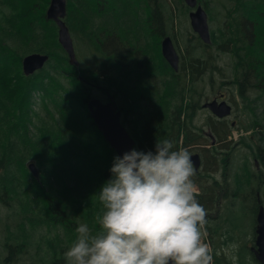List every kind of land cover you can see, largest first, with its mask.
<instances>
[{
	"label": "trees",
	"instance_id": "16d2710c",
	"mask_svg": "<svg viewBox=\"0 0 264 264\" xmlns=\"http://www.w3.org/2000/svg\"><path fill=\"white\" fill-rule=\"evenodd\" d=\"M41 1L0 0V206L18 207L15 227L21 235L34 228L57 232L50 242L51 259L46 264H66L62 252L66 245L62 247L59 237L66 236L71 247L80 224L77 210H70L69 199L58 191L57 184L72 182L69 189L80 194L85 191L83 184L91 189L97 185L93 193L98 194L100 186L112 176L110 168L117 156L86 106L94 90L114 97L122 111L121 124L139 152L154 153L156 142L164 139L173 142V150L197 152L200 141L210 137L214 143L210 140L206 145L215 150L217 138L225 141L230 130L225 131V120L216 119L206 121L208 134L192 126L201 108L196 84L210 70V50L230 53L234 60L232 84L246 114L244 128L251 131L249 136L241 137L245 152L239 155L242 162L232 173V180L237 187L252 184L255 178L258 185L264 184V0H225L232 4L230 9L218 0H209L210 6L202 4L209 21L219 17L222 9L224 16L211 30L209 44L195 35L188 39L177 70L158 53L157 45L160 48V38L166 31L168 35L173 32L171 6H182L188 12L182 0L175 4L171 0H66L63 20L74 42L85 51L80 56L82 63L78 60L79 68L69 63L57 41L56 23L46 18L49 0ZM191 41L195 44L188 46ZM151 45L155 51L149 50ZM200 50L202 53L196 55ZM31 53L48 55V60L41 70L25 77L20 72L21 59ZM11 74H19L25 80L38 74L35 88L45 91L58 105L57 116H48L47 120L38 117L39 123H32L25 134L21 128L15 132L10 123L11 98L3 86ZM61 79L68 80L72 89L58 82ZM55 84L64 88L58 87L57 92L46 90ZM61 113L85 123V132L80 124L59 122ZM34 130H39L42 137L33 138ZM234 150H216L207 156L197 153L201 162L227 164L229 158H236L238 153ZM44 157L49 163L44 164ZM30 158L40 169L37 178L27 167ZM256 165L261 171H255ZM232 195L237 197L239 190ZM258 195L255 190L252 198L257 201ZM199 198L206 203L207 196ZM87 224L93 234L99 231L96 219ZM5 229L9 232L8 224ZM7 237V253L0 264H13L26 248L27 238L11 244L10 236ZM57 250L61 253L54 257Z\"/></svg>",
	"mask_w": 264,
	"mask_h": 264
},
{
	"label": "rangeland",
	"instance_id": "374dc122",
	"mask_svg": "<svg viewBox=\"0 0 264 264\" xmlns=\"http://www.w3.org/2000/svg\"><path fill=\"white\" fill-rule=\"evenodd\" d=\"M175 1L176 0H171V3L175 4ZM218 1L224 4L225 7L231 8V3L225 0ZM41 2H45V0ZM202 3L210 6L209 0H202ZM165 10L166 12L168 11V6H165ZM212 11L216 12V10ZM223 11L224 9H222V13L219 17L213 18L210 21L208 17L210 32L212 29L215 30L216 22L224 16ZM171 12L174 21L172 20L170 24L174 29L169 36L172 39L179 57H182L185 53V47L189 42L188 39H191L192 36L195 35L190 25L189 9L188 12H186L185 8L182 6H171ZM165 33L168 34L167 31ZM150 38L152 40L153 36ZM155 38H157V34L154 39ZM193 44L195 43L191 41L188 46ZM157 47L159 53V45H157ZM75 49L76 57L81 62L82 58L80 56L85 55V51L82 46L77 43H75ZM149 50L155 51V48L151 45ZM200 53H202L201 50L198 51L196 55ZM210 56L211 65L209 67L211 71L209 70L207 75L196 84V93L201 95L198 97V102L202 105L214 99L226 101L232 107L231 114L225 119L228 125L225 131L229 132L230 130V132L225 141H223V138H221V140L217 138L215 144L217 149L215 150L206 145L210 144V139L201 140L197 152L207 156L209 153H215L216 150L234 147V151L238 154L235 159L229 158L227 164L203 161L201 162L199 170L195 172V176L192 177L199 192L197 197L198 201H201L199 197L207 196L206 203L200 202L207 212L208 224L205 226L207 232L205 242L213 249V264H233L232 260L227 258L224 254V249L231 243L239 245L238 251L235 253L238 259V261L236 260L235 262L236 264H261L250 252V246L252 241L255 240L253 226L255 228L254 207L256 200L252 198V193H255L256 190L261 199V203L264 205V184L258 185L257 179L255 178L252 184H244L237 187L232 180V173L240 167V163L242 162L239 155H243L245 152L244 139L241 140V137H247L251 134L250 130L244 128L247 124L246 114L243 112L236 87L232 84L234 80V60L230 53H222L216 50H210ZM20 72L24 76L22 68H20ZM37 76L38 74L31 80H25L19 74H11L3 83L7 92V97L10 96L11 98L9 101L12 110L10 123L14 125V131L16 128H21L23 134L28 132V127L32 123H39L38 117L47 120L48 116H57L55 110L58 105L51 101L45 91L35 88L34 84L37 83ZM58 82L63 83L68 90L73 87L68 80L61 79ZM58 87L64 88L61 84H55L48 85L46 90L53 91L56 89L55 92H57ZM92 92L94 97L105 101L106 97L104 98V95L99 91L94 90ZM63 110L66 111V108L64 107ZM215 119L216 116L214 114L208 109L201 107L196 112V116L192 121V126L196 127L198 132L200 129L204 131V133H207L209 129L205 124L206 121ZM59 122L67 125L81 123V121H76L73 117H69L64 113H61L59 116ZM84 125L85 123L80 124V129L85 132ZM223 131V129L220 130V135L223 134ZM18 135L20 136L21 133H18ZM32 136L35 139H39L42 137V133L39 130H34ZM193 152L195 151L190 152V154ZM43 161L44 164L49 163L46 161L45 157ZM29 163H34L36 164L35 166H37L33 158L28 160L27 164ZM255 169L256 172L261 171L258 165H256ZM39 172L40 169L38 171V176ZM30 173L32 174L31 171ZM32 176L34 175L32 174ZM263 178L264 177L261 179ZM72 184V182L68 181L59 182L57 184L58 191L64 192L65 197L70 200H67L70 210H77V219L80 224L92 222L96 219L98 214H102L100 210L103 211L98 201V194L93 193L97 185H94V188L91 189L83 184L81 188L85 191L80 194L69 189ZM236 189L239 190V195L234 197L232 193ZM18 219L17 206L8 209L0 206V259L7 253L4 243L8 239L7 235H9V243L11 244H17L23 238H27L25 251L16 257L13 264H46L47 260L51 259V253L48 252L50 242L55 240L57 232L45 228H34L32 230L27 229V231L21 235L15 227V223ZM6 224L9 225V232L5 229ZM231 229L233 231L229 235L231 239L226 241L225 237H228L227 234ZM252 233L253 240H251ZM59 241L62 247L66 245L62 250V252L65 253V251L70 248V242H68L67 237L63 235L59 237ZM59 253H61V251L57 250L53 256H59Z\"/></svg>",
	"mask_w": 264,
	"mask_h": 264
},
{
	"label": "clouds",
	"instance_id": "9594fccd",
	"mask_svg": "<svg viewBox=\"0 0 264 264\" xmlns=\"http://www.w3.org/2000/svg\"><path fill=\"white\" fill-rule=\"evenodd\" d=\"M190 157L168 139L157 141L154 153L132 149L114 157L112 176L98 193L99 231L79 224L66 264H213ZM238 248L224 249L233 264Z\"/></svg>",
	"mask_w": 264,
	"mask_h": 264
},
{
	"label": "water",
	"instance_id": "95a60500",
	"mask_svg": "<svg viewBox=\"0 0 264 264\" xmlns=\"http://www.w3.org/2000/svg\"><path fill=\"white\" fill-rule=\"evenodd\" d=\"M190 8H195L189 13L190 24L192 30L206 44L210 43L209 27L207 23V14L203 8L197 3V0H183ZM46 18L53 20L57 27L58 42L67 53L69 63L78 67L79 63L76 59L72 38L68 27L63 21L66 15V0H49L46 8ZM161 54L163 58L177 70L178 54L172 44L170 37L166 36L161 41ZM48 55L40 53H31L22 58L21 66L24 75H30L41 69L47 61ZM203 108L209 109L217 118H223L230 114L231 107L225 101L218 102L212 100L202 105ZM87 108L90 116L100 131L104 140L115 151L117 157H122L124 153L129 152L134 147V140L130 137L124 126L120 122L121 111L117 109L114 98L108 97V101L102 103L99 99L91 98L87 102ZM195 170L200 165L198 154H192L190 157ZM29 170L37 177L38 171L34 163L28 164ZM256 245L255 255L260 263L264 264V206H258L256 214Z\"/></svg>",
	"mask_w": 264,
	"mask_h": 264
},
{
	"label": "flooded vegetation",
	"instance_id": "af4514ba",
	"mask_svg": "<svg viewBox=\"0 0 264 264\" xmlns=\"http://www.w3.org/2000/svg\"><path fill=\"white\" fill-rule=\"evenodd\" d=\"M109 97V96H108ZM108 97H107V100L106 101H108ZM105 102V101H104ZM116 106H117V104H116ZM117 109H119L118 108V106H117ZM122 112V111H121ZM255 227H256V224H255ZM233 231H232V229H231V231L227 234V236L228 237H225L226 238V241H228L229 239H231L230 238V233H232ZM254 232H256L255 231V228H254V226H253V233ZM253 233H252V235H251V240H253ZM255 239H256V233H255ZM249 249V248H248ZM255 250H256V245H255V240H253L252 241V244H251V246H250V252L252 253V255H254L255 256ZM237 261H238V259H237ZM236 264V263H235Z\"/></svg>",
	"mask_w": 264,
	"mask_h": 264
}]
</instances>
